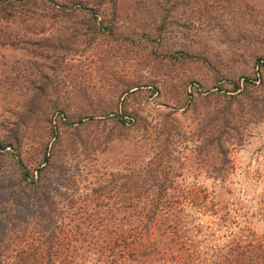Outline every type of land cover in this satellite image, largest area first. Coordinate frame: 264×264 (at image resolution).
I'll list each match as a JSON object with an SVG mask.
<instances>
[{
	"label": "rangeland",
	"instance_id": "obj_1",
	"mask_svg": "<svg viewBox=\"0 0 264 264\" xmlns=\"http://www.w3.org/2000/svg\"><path fill=\"white\" fill-rule=\"evenodd\" d=\"M73 1L43 0L0 20V129L20 128L25 164L41 157L54 124V156L69 163L66 191L89 193L111 179L101 189L118 195L100 203L121 206L126 192L203 189L206 206L185 208L200 251L264 241V0H169L166 13L155 0H116L115 11ZM28 107L47 113L19 120ZM216 107L238 118L223 135L224 171L195 135ZM88 116L97 119L77 129ZM170 123V153L154 163L159 142L142 141L141 128ZM169 178L176 182L164 186Z\"/></svg>",
	"mask_w": 264,
	"mask_h": 264
},
{
	"label": "trees",
	"instance_id": "obj_2",
	"mask_svg": "<svg viewBox=\"0 0 264 264\" xmlns=\"http://www.w3.org/2000/svg\"><path fill=\"white\" fill-rule=\"evenodd\" d=\"M42 1L0 0V20L16 12L34 10ZM65 1L70 6L75 3ZM86 1H90L89 8L93 11L119 8L116 0H79V3ZM168 1L155 0L154 5L166 13L173 7ZM61 7L60 4L50 6L56 10ZM258 61L256 59L255 63ZM243 80L248 82L247 78ZM244 82L234 83L232 88L239 85L244 88ZM35 108L28 107L19 120H29L39 112L47 113L45 107L38 112H34ZM233 111V107H216L209 112L212 113L208 118L210 123L195 129V135L200 138L197 149L216 153L220 165L226 164L222 171L231 163L222 142L223 135L233 130L238 121ZM54 115L57 111H50V122ZM107 117L108 114L102 118ZM83 118L74 122L77 129L97 119L94 116ZM120 122L125 120L120 119ZM48 131L52 141L43 143L41 157L27 165L21 157L20 128L0 129V264H264V241L256 239L232 240L225 247H215L209 252L198 249L185 225L188 216L185 208L205 205L203 189L167 191L160 188L150 195L126 192L119 197L123 202L121 206L100 203L118 195L105 193L114 191L113 185L101 189L111 179L98 188L89 189L90 194L66 191L68 183L64 171L69 163L58 153L57 158L54 156L52 148L58 138L54 124ZM121 131L119 126L116 134ZM174 131L177 130L171 123L150 128L142 126V141L159 142L153 155L154 163L170 153L168 142ZM110 135L111 131L107 130L103 140L108 141ZM224 178L217 177L220 181ZM137 180L138 177H134L127 182ZM166 181L164 186L175 183L176 179ZM142 199L148 201V206L135 205V201Z\"/></svg>",
	"mask_w": 264,
	"mask_h": 264
}]
</instances>
